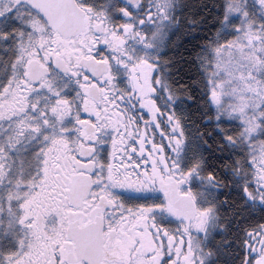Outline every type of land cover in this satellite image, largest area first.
<instances>
[{"label":"snow or ice","instance_id":"1","mask_svg":"<svg viewBox=\"0 0 264 264\" xmlns=\"http://www.w3.org/2000/svg\"><path fill=\"white\" fill-rule=\"evenodd\" d=\"M0 264H264V0H0Z\"/></svg>","mask_w":264,"mask_h":264}]
</instances>
